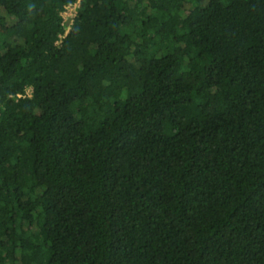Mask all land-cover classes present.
Listing matches in <instances>:
<instances>
[{"label":"trees","instance_id":"1","mask_svg":"<svg viewBox=\"0 0 264 264\" xmlns=\"http://www.w3.org/2000/svg\"><path fill=\"white\" fill-rule=\"evenodd\" d=\"M73 1L0 0V264H264V0Z\"/></svg>","mask_w":264,"mask_h":264},{"label":"built area","instance_id":"2","mask_svg":"<svg viewBox=\"0 0 264 264\" xmlns=\"http://www.w3.org/2000/svg\"><path fill=\"white\" fill-rule=\"evenodd\" d=\"M81 0H75L73 2H70L65 6V9L62 12L63 18H64V25L66 27V30L63 35H61V38H63L71 29V26L73 24L74 18L78 13V8L80 6ZM61 40H59L60 42ZM33 93V89L31 87L27 88L26 92L24 94L19 93L17 95V99L19 97L28 95L31 96Z\"/></svg>","mask_w":264,"mask_h":264}]
</instances>
